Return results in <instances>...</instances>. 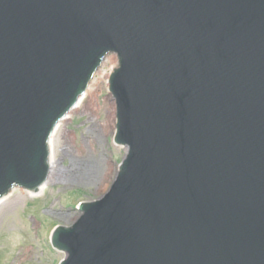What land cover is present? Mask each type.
I'll return each instance as SVG.
<instances>
[{"label": "water", "instance_id": "1", "mask_svg": "<svg viewBox=\"0 0 264 264\" xmlns=\"http://www.w3.org/2000/svg\"><path fill=\"white\" fill-rule=\"evenodd\" d=\"M111 53L126 153L59 264H264V0H0V197Z\"/></svg>", "mask_w": 264, "mask_h": 264}, {"label": "rangeland", "instance_id": "2", "mask_svg": "<svg viewBox=\"0 0 264 264\" xmlns=\"http://www.w3.org/2000/svg\"><path fill=\"white\" fill-rule=\"evenodd\" d=\"M110 60L115 68L117 55L111 53ZM109 76L93 84L94 94L84 97L55 135L58 171L44 191L31 196L14 187L0 207V264H57L64 252L51 244L53 227L70 225L79 203L100 197L115 180L126 146L113 141L116 102Z\"/></svg>", "mask_w": 264, "mask_h": 264}, {"label": "bare ground", "instance_id": "3", "mask_svg": "<svg viewBox=\"0 0 264 264\" xmlns=\"http://www.w3.org/2000/svg\"><path fill=\"white\" fill-rule=\"evenodd\" d=\"M113 67H114V64L111 62L110 56H106L105 57V65L101 66V70H99L97 72V74L95 73V75L91 79V81H90V83L88 85V88L86 89V92L84 93V95L80 97V99L78 100L76 106H74L66 114V116L64 117V119L62 120L60 125H56V127L54 128V130H53V138H52V148H51V158H50V168H49L48 182H43L42 183V190L41 189H37V190H28L27 189L26 190L27 193H29L31 196H36V195L41 194L44 191V189L47 187V185L50 183V179L53 177V175H55V172L58 171V165H56V162H55V159H54V155H55L54 141H55V135L60 131L61 125L65 122L66 118H68L70 115H72V113H74L76 110L81 108V106L83 105L85 96H87V95L89 96V94H91V96H92L94 94V91L92 90L93 84L98 83L101 79H105L107 77V74L110 73V71L113 69ZM88 170H89V168H88ZM12 191H13V188H11V193H12ZM24 193H26V192H24ZM10 195L6 194V195H3V196L0 197V207L4 203H6L8 201L7 199L10 197Z\"/></svg>", "mask_w": 264, "mask_h": 264}]
</instances>
